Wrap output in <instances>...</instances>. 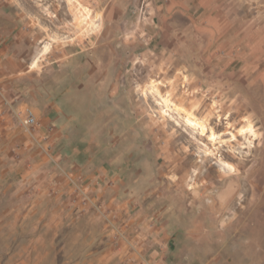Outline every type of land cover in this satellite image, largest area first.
Wrapping results in <instances>:
<instances>
[{
    "label": "rangeland",
    "instance_id": "obj_1",
    "mask_svg": "<svg viewBox=\"0 0 264 264\" xmlns=\"http://www.w3.org/2000/svg\"><path fill=\"white\" fill-rule=\"evenodd\" d=\"M108 1L0 0L33 141L0 184V264H264V5L209 56Z\"/></svg>",
    "mask_w": 264,
    "mask_h": 264
},
{
    "label": "crops",
    "instance_id": "obj_2",
    "mask_svg": "<svg viewBox=\"0 0 264 264\" xmlns=\"http://www.w3.org/2000/svg\"><path fill=\"white\" fill-rule=\"evenodd\" d=\"M110 1V2H109ZM110 8L107 14H111L110 18L127 17L133 13L139 0H109ZM150 18L146 27L145 34L152 39L175 42L176 40L192 39L196 42L205 40L207 45L205 54L211 56L215 50L224 48L222 40L230 38V34L237 37L246 32V24L258 22V15H246L247 8H257L262 6L264 0H149ZM114 6V8H113ZM258 9V8H257ZM133 10V11H131ZM135 15V14H134ZM2 16V15H1ZM0 16V184L6 182L7 173L13 172L12 179L14 184L19 181L21 176L22 163L12 158L16 154V148L21 147L23 143L33 142L28 132H23L18 125L16 119L11 113L10 107L15 98L14 92H11L14 77L18 72L21 73L23 68L13 66L11 71L3 66L5 55L7 53V41L11 38L7 35V30H11L13 25L4 17ZM261 16V15H259ZM252 18V19H251ZM260 19V18H259ZM259 23L253 27L255 31L263 32ZM258 32V33H259ZM8 57V61H9ZM21 59V56H20ZM9 82V84H8ZM16 104V103H15ZM14 104V105H15ZM9 105V106H8ZM38 121L39 116L36 113ZM41 121V120H40ZM39 121V123H40ZM46 123H42L37 128L36 134L45 136L43 127ZM37 137V136H36ZM8 155V156H7ZM7 157L10 162L7 163ZM35 161L32 167H37ZM8 168V171H7ZM17 179V181H16ZM1 189V188H0Z\"/></svg>",
    "mask_w": 264,
    "mask_h": 264
},
{
    "label": "bare ground",
    "instance_id": "obj_3",
    "mask_svg": "<svg viewBox=\"0 0 264 264\" xmlns=\"http://www.w3.org/2000/svg\"><path fill=\"white\" fill-rule=\"evenodd\" d=\"M84 15H85L86 19L90 18L89 15L87 16V13H85V10H84ZM164 103L167 107H169V100L168 99H164ZM186 124L193 130H200L201 135L204 136L206 134L207 128H206L205 122L195 120V118L193 116H191V114H189L188 117H186ZM209 137H210L212 142L216 140V134H214V133H212Z\"/></svg>",
    "mask_w": 264,
    "mask_h": 264
},
{
    "label": "built area",
    "instance_id": "obj_4",
    "mask_svg": "<svg viewBox=\"0 0 264 264\" xmlns=\"http://www.w3.org/2000/svg\"><path fill=\"white\" fill-rule=\"evenodd\" d=\"M142 15L145 16L146 15V10L145 8H143V10L141 11ZM16 113V116L23 121V123L28 126V127H32L34 125L37 124V116L35 114L34 111H32L31 109H27L25 112H24V116L21 117V111H17L15 112Z\"/></svg>",
    "mask_w": 264,
    "mask_h": 264
}]
</instances>
